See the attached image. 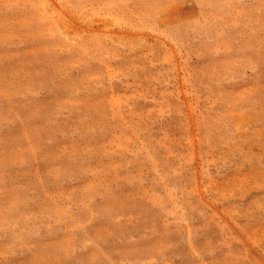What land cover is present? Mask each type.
Wrapping results in <instances>:
<instances>
[{
  "label": "rangeland",
  "instance_id": "1",
  "mask_svg": "<svg viewBox=\"0 0 264 264\" xmlns=\"http://www.w3.org/2000/svg\"><path fill=\"white\" fill-rule=\"evenodd\" d=\"M0 264H264V0H0Z\"/></svg>",
  "mask_w": 264,
  "mask_h": 264
}]
</instances>
